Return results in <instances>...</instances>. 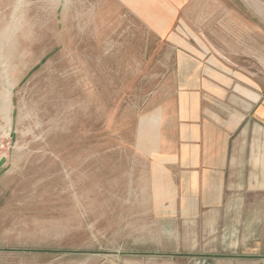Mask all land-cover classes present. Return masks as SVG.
Instances as JSON below:
<instances>
[{
  "label": "rangeland",
  "instance_id": "rangeland-1",
  "mask_svg": "<svg viewBox=\"0 0 264 264\" xmlns=\"http://www.w3.org/2000/svg\"><path fill=\"white\" fill-rule=\"evenodd\" d=\"M247 97L264 0H0V264H187L163 131Z\"/></svg>",
  "mask_w": 264,
  "mask_h": 264
},
{
  "label": "crops",
  "instance_id": "crops-1",
  "mask_svg": "<svg viewBox=\"0 0 264 264\" xmlns=\"http://www.w3.org/2000/svg\"><path fill=\"white\" fill-rule=\"evenodd\" d=\"M250 98L192 120L179 111L169 145L163 131L171 206L209 236L187 238V264H264V103Z\"/></svg>",
  "mask_w": 264,
  "mask_h": 264
},
{
  "label": "water",
  "instance_id": "water-1",
  "mask_svg": "<svg viewBox=\"0 0 264 264\" xmlns=\"http://www.w3.org/2000/svg\"><path fill=\"white\" fill-rule=\"evenodd\" d=\"M3 164V161L0 162V166Z\"/></svg>",
  "mask_w": 264,
  "mask_h": 264
}]
</instances>
